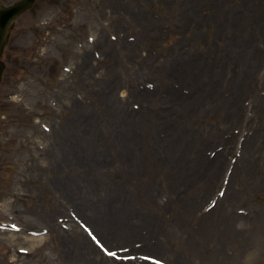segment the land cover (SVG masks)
I'll return each mask as SVG.
<instances>
[{"label": "rangeland", "instance_id": "374dc122", "mask_svg": "<svg viewBox=\"0 0 264 264\" xmlns=\"http://www.w3.org/2000/svg\"><path fill=\"white\" fill-rule=\"evenodd\" d=\"M2 60L0 264H83L73 247L81 238L94 250L84 264L117 260L111 250L135 264L142 255L160 264H264V0H36L15 20ZM169 112L175 136L156 155L172 166L152 183L128 175L145 195L129 196L127 186L129 200L110 201L130 224L145 218L142 239L180 245L172 256L98 231L70 197L91 169L102 185L87 200L114 226L106 186L125 178L121 164L134 150L119 140L132 142L140 122ZM156 130L165 139V127ZM214 148L223 164H213ZM77 152L79 167L66 168L64 157ZM221 207L225 229L213 225L199 253L185 255V230Z\"/></svg>", "mask_w": 264, "mask_h": 264}, {"label": "bare ground", "instance_id": "6f19581e", "mask_svg": "<svg viewBox=\"0 0 264 264\" xmlns=\"http://www.w3.org/2000/svg\"><path fill=\"white\" fill-rule=\"evenodd\" d=\"M218 92H223V88H219L217 90ZM172 112H169L168 114L170 115V118L166 119L165 121H155V120H148L147 122H143L141 124V122L139 123L142 127L143 130H140L138 133H134V140H132V142H129L128 140H126L124 137L126 135H124L123 137L120 138L119 140V145L122 148L124 146V149L126 148L125 146L127 144H133L134 142V150L131 152H125L126 157H130L129 159L131 160L132 164V169H130V164L131 163H122V167L124 169L123 172V176H125V178L122 180H118L117 185L112 186L108 183L107 187V191H108V198H107V203L105 205H108L110 210L112 212V214L114 215V220H116V224L114 226H111L110 223L108 222V216L107 213L109 212H101V214H99V208L97 207V203L94 201H88L87 199L93 196H90V191L91 194H93V192L95 193L98 187H101L100 185H102V183H97V180L94 178V176H88V174H90V170L89 168H86V171L82 174H78L77 178L81 175V179H78V182L75 184V186L73 187V193L71 191V196L69 195V193L67 192L68 196H70L73 199L74 205H76L75 207L79 210V211H83V209H86V207L88 208L89 211V222L91 223L92 226H94L98 231L101 229L104 232L106 231V233H115L117 235V237H120L121 239H123V241L128 242L129 244H132L131 240L138 237L137 239L140 240V242L142 243L141 245L147 249H153L159 252H165L170 254V256H172V253L170 252L173 251L174 248H176V250L182 251V248L180 245H178L176 243V247H173L172 244L169 242V240H165L164 239H157V242L152 244L151 243V239L149 238H145L142 239V235L139 234L137 226L142 223V222H146L145 218H143L142 216L139 215H134L129 217L130 219H132L133 223H128L125 212L124 211H120L118 210V208L115 206L114 202L111 203V199H128L127 195L129 193V196H141V195H145V192H142L141 194H139L136 190V188L133 186V184L131 183V181L129 180V176L133 174L134 176L137 177V180L140 179H145L148 178L151 180L150 183H152V180L155 181L153 176H159L164 173L165 171V166L166 167H170L172 165H168V163L166 162H161L163 160L157 158V153L156 151H158V149H160L162 146H165L166 148L167 145L165 144V141H168L170 139H172L175 134H174V127H172V125L170 124L171 121H175L173 120L174 118L176 119V122L178 120L177 115L174 114L171 116ZM238 115V114H237ZM154 118V117H153ZM90 125V126H89ZM92 124L89 123H85V131L84 132V137L85 138H90V134L93 131V129L91 128ZM165 127V139L163 138H156V128H164ZM154 128V129H151ZM86 133V134H85ZM165 140V141H164ZM129 142V143H128ZM198 144V142H197ZM198 147H200L198 145ZM206 151V150H204ZM89 154H92V147L91 145H89V150H88ZM80 157V154H78V152L76 153V156H69L66 155L64 157V160H62L63 165L70 169L74 168V166L77 164V159ZM86 157V156H85ZM213 160V164H223L225 162V155L224 153H217V155H215ZM166 163V164H165ZM179 167L181 168L182 163L179 162ZM79 167L78 165L75 166ZM74 168V169H75ZM127 176V177H126ZM96 180V181H95ZM120 182V183H119ZM119 183V184H118ZM216 184L213 183V185ZM70 185V186H69ZM130 187L128 193H124V188L126 187ZM68 187L71 188L72 185L68 184ZM90 189V191H89ZM211 189H213V187H210L209 193H211L212 191H210ZM77 191L79 192V195L76 196ZM89 191V192H88ZM75 195V197H73L72 195ZM149 196V199H151V193H148L145 198H147ZM118 198V199H117ZM134 200H132L131 202H134ZM140 201H143L142 199H140ZM130 202V201H129ZM142 203V202H141ZM224 201H222L221 205H223ZM91 204V206H90ZM132 204V203H131ZM140 205V203H137V205ZM125 206H127L126 204H124ZM123 205V206H124ZM138 205V206H139ZM116 207V208H115ZM190 208H192V206H190ZM124 209V207H122V210ZM222 209V207H221ZM220 212L218 211V209H212V211H210V213L203 215V217L200 219V222L198 223V225H196L193 228H190L188 230H185L184 233H187V238L185 239V241L183 242L184 244H181L182 247L184 248V254L187 256H193L194 254H198L200 251L201 246L204 245L205 243V238L206 235L208 234V230L214 225L216 229L219 230H224L225 226L222 222V214L226 211L227 208L222 209ZM115 211H117L116 213H114ZM150 213L155 214V211H153L152 209L150 210ZM111 217V216H110ZM187 218V217H186ZM204 218V219H203ZM112 219V218H111ZM155 220V219H154ZM105 223V225H104ZM109 223V224H108ZM162 221H155V222H150V228H154L155 224H161ZM144 223H142L141 225H143ZM106 226V228H105ZM230 227V226H229ZM110 233V234H111ZM149 233V232H148ZM135 241V242H139ZM155 242V241H154ZM201 244V245H200ZM172 247H171V246ZM74 250L77 251L76 255L77 257L80 259V261L83 262L84 264V259L89 257V253H92L94 250L91 248V246L87 243V241L85 240V238H81V242H75V244H73ZM92 249V250H91ZM180 256V254H179ZM184 256V257H187ZM179 259L177 256H174V260ZM188 259V258H187ZM97 260V259H96ZM184 260V259H183ZM185 264H189L187 261H183ZM97 264H135V261H131V260H127V261H117L115 259L112 258L111 260H106V259H100ZM139 264H146V262L144 263H139ZM149 264V262L147 263ZM151 264V263H150Z\"/></svg>", "mask_w": 264, "mask_h": 264}, {"label": "water", "instance_id": "95a60500", "mask_svg": "<svg viewBox=\"0 0 264 264\" xmlns=\"http://www.w3.org/2000/svg\"><path fill=\"white\" fill-rule=\"evenodd\" d=\"M33 0H24L9 8L0 7V53L3 46L4 38L6 36L8 24L11 18L16 15L22 9H25L31 5ZM2 74V65L0 63V78Z\"/></svg>", "mask_w": 264, "mask_h": 264}, {"label": "snow or ice", "instance_id": "6c2138e0", "mask_svg": "<svg viewBox=\"0 0 264 264\" xmlns=\"http://www.w3.org/2000/svg\"><path fill=\"white\" fill-rule=\"evenodd\" d=\"M110 255H115V253H110Z\"/></svg>", "mask_w": 264, "mask_h": 264}]
</instances>
